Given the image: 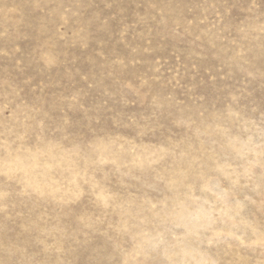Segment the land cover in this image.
<instances>
[{
  "label": "rangeland",
  "instance_id": "374dc122",
  "mask_svg": "<svg viewBox=\"0 0 264 264\" xmlns=\"http://www.w3.org/2000/svg\"><path fill=\"white\" fill-rule=\"evenodd\" d=\"M0 264H264V0H0Z\"/></svg>",
  "mask_w": 264,
  "mask_h": 264
}]
</instances>
